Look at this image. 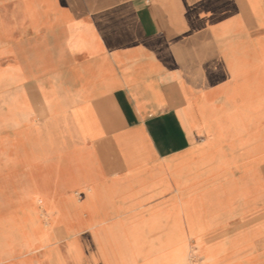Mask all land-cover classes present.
<instances>
[{"label":"crops","instance_id":"crops-1","mask_svg":"<svg viewBox=\"0 0 264 264\" xmlns=\"http://www.w3.org/2000/svg\"><path fill=\"white\" fill-rule=\"evenodd\" d=\"M56 1L36 7L46 16L35 25L28 20L16 25L21 44H33L31 55L12 53L19 65L17 139L37 147L24 172L15 175L33 204L29 217L42 221L44 213L54 233L63 224L68 235V222L54 220L60 218L57 205L64 202L75 212L73 221L83 224L79 231L86 219H112L120 225L133 221L131 233L168 234L166 228L134 227L142 221L168 222L173 202L200 198L204 190H221L233 181L237 189L208 195L206 201L228 209L247 202L248 178L241 166L250 150L255 161L262 157L263 138L249 146L242 143L244 132L233 145L230 139L218 141L212 125L245 106L241 94L230 99L227 92L237 91L246 79V48L264 41L253 35L264 21L250 29L242 18L216 20L205 0ZM4 6L10 16L22 10L19 0H5ZM256 57L263 61L262 55ZM76 108L86 137L78 134ZM215 146L218 155L235 164L201 162ZM77 163L80 175L64 178L62 170ZM253 166L256 200L251 204L258 217L264 206V162ZM36 169L54 172L55 192L47 195L30 182L29 172ZM104 192L110 193L108 199ZM45 203L54 208L52 214ZM84 204L93 209H81ZM241 213L214 217L194 233L180 213L183 233H217Z\"/></svg>","mask_w":264,"mask_h":264},{"label":"rangeland","instance_id":"rangeland-1","mask_svg":"<svg viewBox=\"0 0 264 264\" xmlns=\"http://www.w3.org/2000/svg\"><path fill=\"white\" fill-rule=\"evenodd\" d=\"M4 1L0 0V264H264V206L263 214L257 217L255 205L251 204L256 200L253 164L256 161L260 162L261 159L264 162V154L262 157L258 156L255 161V158H251V150L248 160L241 166L246 170L248 178L247 202L233 205L234 207L228 209L227 205L206 201L208 195L217 196L222 190L227 192L237 189V183L233 181L224 185L221 190H204L200 198L181 203L173 202L167 210L168 217L172 219H168V222L164 223L163 220L157 219L142 221L134 227V229L166 228L168 234L143 233L145 230H141V233H131L128 229L133 226V221L120 225L112 219L93 223L86 219L87 226L79 231L83 224L73 221L76 219L73 216L75 212L73 213L64 202L57 205L60 218L54 220L55 223L68 222V235L64 234L63 224L58 228V233H54L52 231L54 228L44 213L41 214L42 221L29 217L33 204L28 197L26 185L20 183L16 185L15 175L24 172V163L34 159L37 147L31 140L22 145L17 139L15 127L19 111L17 105L19 77L16 69L19 65L14 54L18 57L21 55L29 57L33 52V44H21V39L16 37V32L20 31L16 25L27 20L35 25L39 19L46 16L44 12H37L36 7L55 6L57 1L19 0L22 10L13 11V14L17 13L21 17L17 21H13L10 14L4 11ZM203 4L205 8L210 9V15L212 14L216 20L234 21L236 18H242L250 29L264 21V0H205ZM253 35L264 36V28L255 31ZM246 52L249 57L246 79L238 82L237 91L227 92L230 99L236 94H241L245 106L240 110L228 111L225 120L217 121L212 126L218 135V141L230 139L235 145L239 134L246 132V140H242V143L246 141L249 146H254L255 142L263 138L264 146V41H253L247 46ZM256 55H262L263 61ZM7 69L10 71L3 75ZM225 78L224 76L220 79ZM73 111L78 134L86 137L78 108ZM227 118L231 123L229 132L223 131ZM5 135L8 140H5ZM213 148L210 154L200 157L201 162L218 159L224 166L235 164L233 159L226 160L218 155L216 146ZM6 149L8 150L5 152ZM81 169L82 166L77 163L74 166H67L61 174L64 178H74L80 175ZM54 175L51 170L36 169L29 172L28 179L38 190L45 189L48 195L57 190ZM176 175L182 183V173L178 172ZM88 190L91 196L97 193L96 188ZM109 194L104 192L107 199ZM45 206L52 214L54 208L48 203H45ZM90 207L93 209L91 205L86 204L80 208ZM118 209L122 210L123 206ZM77 210L79 211L76 209V212ZM115 210L117 211V208L113 211ZM251 210L253 214H250ZM180 213L186 217L191 233L207 227L214 217L220 218L229 213L241 215L239 219L223 224L224 229L217 230V233L193 235L183 233ZM38 225L41 228H38ZM45 230L55 235L51 237L47 232L42 233ZM76 231L79 232L72 235Z\"/></svg>","mask_w":264,"mask_h":264},{"label":"bare ground","instance_id":"bare-ground-1","mask_svg":"<svg viewBox=\"0 0 264 264\" xmlns=\"http://www.w3.org/2000/svg\"><path fill=\"white\" fill-rule=\"evenodd\" d=\"M19 18H21V17L17 13H14L13 16H11V19L13 21H15V20H17ZM227 120H228V118H227ZM227 120H226L225 124L223 125V131H225V132H229L231 130V123L229 122V120L228 121Z\"/></svg>","mask_w":264,"mask_h":264}]
</instances>
